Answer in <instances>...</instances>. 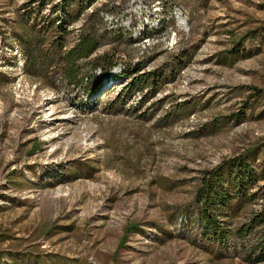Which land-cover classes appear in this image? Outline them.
<instances>
[{
	"label": "rangeland",
	"instance_id": "rangeland-1",
	"mask_svg": "<svg viewBox=\"0 0 264 264\" xmlns=\"http://www.w3.org/2000/svg\"><path fill=\"white\" fill-rule=\"evenodd\" d=\"M51 3L34 17L44 28ZM34 4L0 0L2 264H264L246 260L255 231L205 235L196 201L229 158L255 150L264 174V0H95L65 36V50L91 24L100 36L76 86L59 57L27 73L13 31ZM152 72L157 91L118 100ZM248 192L256 201L219 217L230 232L264 208V179Z\"/></svg>",
	"mask_w": 264,
	"mask_h": 264
},
{
	"label": "trees",
	"instance_id": "trees-1",
	"mask_svg": "<svg viewBox=\"0 0 264 264\" xmlns=\"http://www.w3.org/2000/svg\"><path fill=\"white\" fill-rule=\"evenodd\" d=\"M60 1L61 3H54L53 0H32L33 3L36 2L34 8L26 12L27 14H23L26 15V18L22 17L27 22L26 25H22L18 31L14 30L13 35L23 49L26 66H28L27 69L31 65L27 73L31 75L43 74L59 57L64 63L62 72L67 79V83L69 85L74 84V86L81 85L83 79L78 77L77 61L89 58L96 52L100 43V36L91 24L87 30H82L77 41L68 50H65V36L68 33V25L78 21L83 11L90 8L95 0ZM49 2L52 3L49 6L47 27L44 28L39 22H36L34 17L40 15L39 13L44 11V7ZM59 7L63 17L60 15L57 18V16L54 17L53 15L58 11ZM96 15L97 11H92L88 18ZM20 22L23 21L20 20ZM46 42H48L51 52L48 56H45L46 50L43 49V44ZM100 60H102L101 57L96 58L98 62L93 66V70L99 67ZM114 65V62H109L105 67H102V73L106 74ZM150 77H152V82H147L144 77L133 78L129 82H125L121 91L117 93L118 100H124L123 95H125V99H128L136 91L145 89H150L152 93L157 91L162 77L157 76L155 72H152L151 76L147 75V78L150 79ZM87 91L88 89L85 90V92ZM255 153V150H253L246 154L229 158L208 171L196 193V201L200 204L198 211L199 220L204 227V234L208 235L209 238L222 242L226 236L235 233V235L240 237V240H243L245 236L254 233V231L256 232V242L246 257L249 262L264 261V208L254 214L249 222L236 228L233 232L223 226L224 222L219 217H231L230 211L236 206L239 208L242 202L253 203L256 201L257 193H249L248 191L254 186L257 187L258 181L264 179V174L262 171L257 174L255 169L252 168V163L256 158ZM133 229H138L136 230L137 232L141 231L138 227ZM7 239L10 238H0V245ZM10 253H12L11 250L10 252L6 251L0 246V264H2L3 257L10 255ZM33 259L36 258L33 257Z\"/></svg>",
	"mask_w": 264,
	"mask_h": 264
},
{
	"label": "bare ground",
	"instance_id": "bare-ground-1",
	"mask_svg": "<svg viewBox=\"0 0 264 264\" xmlns=\"http://www.w3.org/2000/svg\"><path fill=\"white\" fill-rule=\"evenodd\" d=\"M173 7V13H175V19H176V24L178 25V27L182 26L183 21L181 20V13L180 9L176 6H172ZM183 27V26H182Z\"/></svg>",
	"mask_w": 264,
	"mask_h": 264
},
{
	"label": "built area",
	"instance_id": "built-area-1",
	"mask_svg": "<svg viewBox=\"0 0 264 264\" xmlns=\"http://www.w3.org/2000/svg\"><path fill=\"white\" fill-rule=\"evenodd\" d=\"M133 2H135V3H140L141 0H133ZM179 9H182V12H184V10H183V8H182L181 6L179 7Z\"/></svg>",
	"mask_w": 264,
	"mask_h": 264
}]
</instances>
